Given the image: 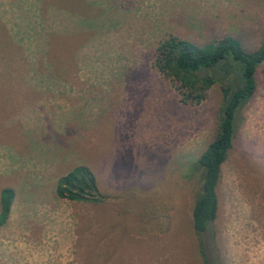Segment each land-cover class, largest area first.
<instances>
[{
  "label": "rangeland",
  "instance_id": "obj_1",
  "mask_svg": "<svg viewBox=\"0 0 264 264\" xmlns=\"http://www.w3.org/2000/svg\"><path fill=\"white\" fill-rule=\"evenodd\" d=\"M169 35L254 50L264 0H0V264H202L191 227L193 164L221 92L183 104L152 66ZM222 165L211 264H264V62ZM100 202L59 198L74 166Z\"/></svg>",
  "mask_w": 264,
  "mask_h": 264
},
{
  "label": "trees",
  "instance_id": "obj_2",
  "mask_svg": "<svg viewBox=\"0 0 264 264\" xmlns=\"http://www.w3.org/2000/svg\"><path fill=\"white\" fill-rule=\"evenodd\" d=\"M263 62L264 36L254 50L229 35L203 45L169 35L155 49L152 66L174 83L181 103H200L213 85H218L221 92L215 135L192 169L197 173L198 186L192 199L191 227L202 264H211L204 234L217 217V188L222 165L233 145L237 112L252 97L256 88L255 74ZM55 193L70 201L96 203L104 199L96 174L83 164L59 177ZM14 195L11 187L0 190V226L8 218Z\"/></svg>",
  "mask_w": 264,
  "mask_h": 264
}]
</instances>
